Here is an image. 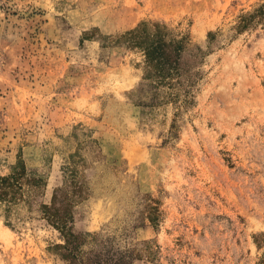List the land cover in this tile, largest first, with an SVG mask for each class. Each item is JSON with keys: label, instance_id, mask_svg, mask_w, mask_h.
I'll list each match as a JSON object with an SVG mask.
<instances>
[{"label": "rangeland", "instance_id": "1", "mask_svg": "<svg viewBox=\"0 0 264 264\" xmlns=\"http://www.w3.org/2000/svg\"><path fill=\"white\" fill-rule=\"evenodd\" d=\"M156 25L163 81L127 36ZM22 165L0 264H64L62 191L134 264H264V0H0V176Z\"/></svg>", "mask_w": 264, "mask_h": 264}, {"label": "trees", "instance_id": "2", "mask_svg": "<svg viewBox=\"0 0 264 264\" xmlns=\"http://www.w3.org/2000/svg\"><path fill=\"white\" fill-rule=\"evenodd\" d=\"M155 27L157 32L151 37H147L146 26L128 32L127 36L145 50L149 73L163 81L174 74L176 67L171 64L169 53L165 52L172 48V44L164 42L159 32L160 26ZM42 181L43 178L30 172L24 165L15 167L10 175L0 176V200L9 205L25 200L26 187H39ZM72 197L67 191H62L61 195H55L52 205H41L44 216L66 237L64 243L54 246L55 254L64 264H134L136 256L132 250L121 248L113 238H85L70 230L69 205Z\"/></svg>", "mask_w": 264, "mask_h": 264}]
</instances>
